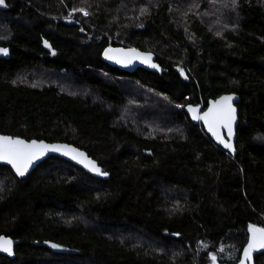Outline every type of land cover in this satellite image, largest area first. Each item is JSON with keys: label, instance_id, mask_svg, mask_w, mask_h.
<instances>
[{"label": "trees", "instance_id": "1", "mask_svg": "<svg viewBox=\"0 0 264 264\" xmlns=\"http://www.w3.org/2000/svg\"><path fill=\"white\" fill-rule=\"evenodd\" d=\"M110 44L162 69L111 66ZM0 48V132L71 142L108 172L0 164V264L238 262L264 228V0H5ZM227 91L233 154L184 111Z\"/></svg>", "mask_w": 264, "mask_h": 264}, {"label": "water", "instance_id": "2", "mask_svg": "<svg viewBox=\"0 0 264 264\" xmlns=\"http://www.w3.org/2000/svg\"><path fill=\"white\" fill-rule=\"evenodd\" d=\"M109 49L111 51H109L106 55V50H109ZM100 57L103 62L111 66H115L118 69L125 70L127 72L134 70L136 67H142L150 71H160L162 69L161 65L155 60V55L152 51L141 49V48L131 46V45H124V44L106 45L101 49ZM146 57L148 58L147 62L145 60ZM153 65H155V67ZM225 96L232 97L231 105L235 109V120L232 122V126H231V141H230L232 144L231 149L225 148L224 144L220 143V141L217 140L216 136H214L213 133L209 130V126L208 124L205 123L204 120L194 119L193 113L189 111V107L191 106L192 108H195L197 110L196 115L203 116V114L207 112L210 107H212L213 102ZM238 101H239V95L237 93L233 91H227V92H222L213 98H209L206 101L204 106L193 105V104L187 103L184 105V111L186 112V114L188 115L192 123H196V124L199 123L203 127L204 132L209 136V138L211 139L213 143H215L217 146H219L221 149L228 152L229 154H233L235 152L234 142L236 138L235 132H236L237 113H238L236 103ZM218 132H219V135L223 137L225 141H228L229 139L228 128L221 125L218 129ZM0 136L9 137L12 139H20V140L25 141L26 143H31L32 141H36L37 143L43 142L45 145L59 147L60 149L59 151L53 150L52 148L45 150L42 156H39L38 159H36L32 164L29 165L28 170L25 172V174L28 173L42 159L46 158L49 155H56L76 165L77 167H80L83 171L87 172L91 176L101 178V179H106L108 177V172L104 170L101 167V165L97 163L95 159H93L90 155H88L84 149L80 148L79 146L71 142L64 141V140H46L43 138H36V137L25 138L23 136L10 135L7 133H2V132H0ZM72 150H75V151H72ZM65 153H68V154H65ZM77 153H83V156H79L77 155ZM73 156H76V158L74 159ZM90 161L94 162L95 166L98 167L101 172L107 173V175H101L99 172L93 171L91 164L89 163ZM0 164L7 165L16 177H21V175L17 174L15 168H13V166L10 163L6 161H0ZM257 228H262V227H257ZM250 239H251V232L248 231L246 240L244 241L241 247V250H240L239 260L236 264H241L242 261H243V264H254L253 255L255 253L264 251V249H259V248L254 249L251 254V258L245 259L244 249L248 246V242Z\"/></svg>", "mask_w": 264, "mask_h": 264}, {"label": "snow or ice", "instance_id": "3", "mask_svg": "<svg viewBox=\"0 0 264 264\" xmlns=\"http://www.w3.org/2000/svg\"><path fill=\"white\" fill-rule=\"evenodd\" d=\"M0 6H5V0H0ZM79 11H84L80 9ZM87 14V13H85ZM47 46V42H45ZM7 49L0 48V53H7ZM111 51L106 50L107 53ZM111 58V57H109ZM147 57L145 58L147 62ZM155 67V65H153ZM231 96L221 97L219 100L213 102L212 107L208 109L203 116L196 115V109L189 107V111L193 113L194 119H202L209 126V130L216 136L220 143H223L225 148L231 149V126L232 122L235 120V109L231 105ZM223 125L229 130V139L225 141L223 137L219 135L218 129ZM52 148L53 150L59 151V147L45 145L43 142L37 143L32 141L31 143H26L20 139H12L9 137L0 136V161H6L10 163L13 168H15L18 175L23 176L28 170L30 164H32L39 156L44 154V151ZM75 151V150H72ZM68 154V153H65ZM79 156H83V153H77ZM75 159L76 156H73ZM91 164L92 170L99 172L101 175H107L100 171L98 167L95 166L94 162H89ZM249 231L251 232V239L248 242V246L244 249L245 259H250L251 254L254 249H264V228H257L254 225H249ZM52 247H57V245H52ZM12 241L4 237H0V250L11 253ZM243 264V261L241 262Z\"/></svg>", "mask_w": 264, "mask_h": 264}, {"label": "rangeland", "instance_id": "4", "mask_svg": "<svg viewBox=\"0 0 264 264\" xmlns=\"http://www.w3.org/2000/svg\"><path fill=\"white\" fill-rule=\"evenodd\" d=\"M83 12H85V11H83ZM64 19L65 20H71L72 19V16L71 15L66 16V17H64ZM47 244L51 245V243H47Z\"/></svg>", "mask_w": 264, "mask_h": 264}, {"label": "built area", "instance_id": "5", "mask_svg": "<svg viewBox=\"0 0 264 264\" xmlns=\"http://www.w3.org/2000/svg\"><path fill=\"white\" fill-rule=\"evenodd\" d=\"M83 14H85V12H83ZM174 107H175V108H179V104H175Z\"/></svg>", "mask_w": 264, "mask_h": 264}]
</instances>
